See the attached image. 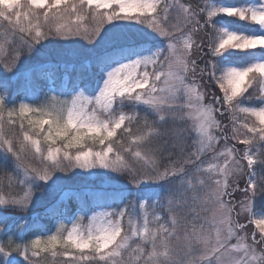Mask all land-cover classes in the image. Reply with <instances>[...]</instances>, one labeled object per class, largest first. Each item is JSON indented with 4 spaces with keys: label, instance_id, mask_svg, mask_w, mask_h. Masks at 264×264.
<instances>
[{
    "label": "snow or ice",
    "instance_id": "6c2138e0",
    "mask_svg": "<svg viewBox=\"0 0 264 264\" xmlns=\"http://www.w3.org/2000/svg\"><path fill=\"white\" fill-rule=\"evenodd\" d=\"M0 53V264H264V0H0Z\"/></svg>",
    "mask_w": 264,
    "mask_h": 264
},
{
    "label": "trees",
    "instance_id": "16d2710c",
    "mask_svg": "<svg viewBox=\"0 0 264 264\" xmlns=\"http://www.w3.org/2000/svg\"><path fill=\"white\" fill-rule=\"evenodd\" d=\"M4 53H0V56H2ZM7 184V180H6V178H0V185H6ZM7 188L6 187H4V189H3V194H7ZM13 191H16V192H19V194L20 195H23V192L22 191H20L18 188L17 189H13ZM51 193H43V194H41V193H36V196H38L39 197V200H38V206H36L34 209H33V212L34 213H42L43 212V207L42 206H40V205H43V204H45V203H47L49 200H50V198H51ZM71 204H72V206H74L75 205V201H72V202H70ZM31 213L29 214V218H31ZM15 219V217H13V220ZM13 220H10L9 222L10 223H12L13 222ZM19 223L20 224H22V223H24V221H19ZM43 223H48V221H47V219H43Z\"/></svg>",
    "mask_w": 264,
    "mask_h": 264
},
{
    "label": "rangeland",
    "instance_id": "374dc122",
    "mask_svg": "<svg viewBox=\"0 0 264 264\" xmlns=\"http://www.w3.org/2000/svg\"><path fill=\"white\" fill-rule=\"evenodd\" d=\"M229 2H232V0H229Z\"/></svg>",
    "mask_w": 264,
    "mask_h": 264
}]
</instances>
